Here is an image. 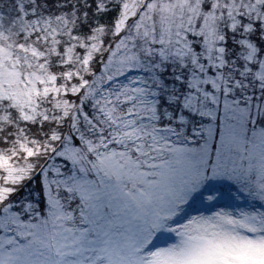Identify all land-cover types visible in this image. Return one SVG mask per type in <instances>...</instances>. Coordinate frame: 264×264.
<instances>
[{
    "label": "snow or ice",
    "instance_id": "6c2138e0",
    "mask_svg": "<svg viewBox=\"0 0 264 264\" xmlns=\"http://www.w3.org/2000/svg\"><path fill=\"white\" fill-rule=\"evenodd\" d=\"M0 264H264V0H0Z\"/></svg>",
    "mask_w": 264,
    "mask_h": 264
}]
</instances>
